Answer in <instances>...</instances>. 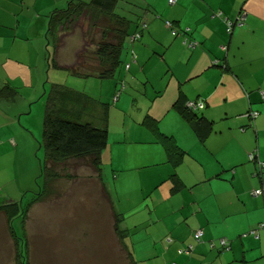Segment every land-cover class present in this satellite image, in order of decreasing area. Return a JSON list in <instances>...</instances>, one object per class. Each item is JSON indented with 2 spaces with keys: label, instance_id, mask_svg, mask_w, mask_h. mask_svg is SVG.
<instances>
[{
  "label": "crops",
  "instance_id": "0c3cea01",
  "mask_svg": "<svg viewBox=\"0 0 264 264\" xmlns=\"http://www.w3.org/2000/svg\"><path fill=\"white\" fill-rule=\"evenodd\" d=\"M64 1L0 0V90L8 86L19 96L9 91L0 97V146L7 145L16 156L17 139L30 128L19 126L20 117H29L47 98L48 72L68 70L81 49L80 34L67 35L57 47L48 32L45 14ZM167 3L151 0L156 17L146 25L160 41L154 49L167 63L164 72L160 69L162 81L152 82L151 98L150 88L143 94L144 111L138 117H126L121 94L110 106L102 181L92 174L89 180L96 188L104 186L114 212L124 217L127 246L139 264H264V229L257 230L264 223V198L251 194L264 188V171L259 175L257 164L249 160L257 150L264 162V0ZM241 10L247 24L229 35L225 21L215 14L235 20ZM165 20L178 22V32L190 30L197 45L174 38ZM171 50L173 55H165ZM180 96L205 103L200 112L211 122L205 142L178 113ZM255 111L256 119L247 117ZM146 118L158 127L168 118L175 120L176 128L162 129L184 152L178 164L170 162ZM114 152L122 157L117 164ZM175 174L183 186L178 192L170 180ZM13 202L5 197L0 205ZM198 231H203L201 241L195 239Z\"/></svg>",
  "mask_w": 264,
  "mask_h": 264
},
{
  "label": "rangeland",
  "instance_id": "374dc122",
  "mask_svg": "<svg viewBox=\"0 0 264 264\" xmlns=\"http://www.w3.org/2000/svg\"><path fill=\"white\" fill-rule=\"evenodd\" d=\"M64 2L56 7H62ZM137 2L145 4L143 0H121L116 13L130 19L137 18L139 11L133 6ZM146 2L150 4L151 0ZM167 4H161L162 8ZM150 16L146 15L145 18ZM159 43L155 33L144 29L141 40L135 42L132 48L140 63H133L136 67H133L132 73H128L125 68L124 62L128 57L131 58L126 45L122 54V64L111 79L100 80L97 77L85 79L64 69H53L46 76L47 90L49 92L53 85L66 87L109 104L111 108L119 102L113 101L115 93L120 90L123 100L121 103L126 107V117L129 116V119L138 117L144 111L143 94L150 88L149 97L153 96L152 82L160 83L162 81L160 69L164 72L167 68L164 56L159 55L157 49H154ZM77 46H80V41ZM49 49L53 51L51 47ZM89 50L91 53L87 54L86 60L96 68L93 51ZM165 55H173V50ZM45 102L46 98L37 103L38 106L33 107V113L29 117H20L19 126L25 128V125H28L30 128H26L29 132H23L25 137L17 139L20 151L17 156L7 145L0 146V187L5 184L7 186L5 188L12 190L11 194L7 195L3 191L5 188L2 190L0 188L2 191L0 203L5 197H10L17 203H22V208H25L36 197L38 198L36 195H39L41 188L44 190L48 181L44 195L30 208L24 222L21 223V220L16 218L12 224L17 236L26 240L27 264H129L126 252L117 241L111 212L107 210L106 205L104 206L106 209L99 207L102 197L97 194L98 189L94 181H88L91 170L80 163L69 161L57 168V173H53L52 179L47 180L46 176L42 175L46 158L43 139L46 107L40 106ZM167 127H177L173 118L159 124V130L163 134L166 132L162 128ZM114 154H116L114 162L117 164L122 157L117 152ZM105 170H109L106 164ZM5 216L4 212L0 211V264H19L20 247L11 234V227L7 229ZM126 239L125 244L128 243Z\"/></svg>",
  "mask_w": 264,
  "mask_h": 264
},
{
  "label": "trees",
  "instance_id": "16d2710c",
  "mask_svg": "<svg viewBox=\"0 0 264 264\" xmlns=\"http://www.w3.org/2000/svg\"><path fill=\"white\" fill-rule=\"evenodd\" d=\"M120 1L121 0H90L89 2H85L83 0H68L64 2L62 7L53 8L45 14L49 24L48 32L53 38L54 43L57 42V47L60 41H63L67 35H76V33H80L81 35L82 45L77 60L75 64L70 66L67 70L70 74L85 79L91 77H97L100 80L111 79L116 69L122 64V54L125 46L128 45L127 52L130 54L133 51L132 45L140 41L144 35V29H146V25L150 22L151 17H156L154 9L146 0H143L145 4L141 2L133 4L139 11L137 18L130 19L126 16L119 15L116 13V9ZM175 5L176 4L172 6ZM244 13L245 12L241 10L235 20L223 17L222 12H217L215 15L225 21L227 26L226 32L232 35L235 28L244 27L247 24V17L243 23H240L241 25L236 23L232 32H228V24L230 22H238V18ZM146 15L151 16L150 18H145ZM167 22L171 24V27L167 26ZM164 23L171 31L174 38L183 39L184 45L190 47L195 44L194 39L191 37L190 30L178 32L176 27L178 22L165 20ZM136 35H139V39L132 41L131 37ZM130 39L131 44L129 43ZM89 49H92L96 59V68L92 66V63L86 60L87 54L91 53ZM130 59L131 61L128 63L126 62L125 66H131L132 63L137 62V59L134 61L132 56ZM96 69H98V71ZM9 91L16 98L19 97L18 93L8 86L0 90V97L2 98L5 96L4 94H9ZM121 93L120 90H117L114 98L118 97L119 99ZM46 99L47 102L45 104L46 108L43 121V139L46 158L44 168L42 169V175L46 176L45 179L48 180L54 175L53 173H57V168L62 166L63 163L74 161L76 164L80 163L91 170L89 176L92 174L97 177L98 180L102 181L103 163L101 156L109 145V104H103L100 100H96L86 94L73 91L66 87L61 88L54 85L49 91ZM187 104L188 102L184 100V97L180 96L177 106L178 113L198 136L199 141L203 143L209 135V124H211V122L203 116L202 112H200L205 109V106L198 112L189 109ZM98 106L103 108L102 112L101 109H98ZM249 113H257L259 115V112L256 111ZM145 124L149 126L153 133L156 134L158 141L168 150L170 162L175 165L178 164L184 152L176 145L175 139L171 136L162 134L156 122L152 123L146 118ZM251 155L253 159L250 160L249 158V160L257 164V173L261 175L262 171H264V162L259 161L257 150L252 152ZM90 180L88 179V181ZM170 180L173 183L174 192L183 189L182 183L178 180L176 174L172 175ZM47 182L48 181L45 183L44 190L41 188L39 195H36L38 198L36 197L31 203L27 204L25 208H22V203L17 202L0 205V211L4 212L6 215L11 227V234L20 247L19 252L21 260L19 264H27L26 240L23 237L24 240H22L17 236V232L12 224L16 218H19L21 223L24 222L30 208L44 195L45 189L48 187ZM97 189V194L102 197V202L99 207L106 209L104 207L106 205L107 210H110L111 216L114 219V232L118 238L117 241H119L122 249L126 252L128 263L139 264L124 242L128 235V231L121 227L124 222V217L114 212L112 203L104 186H102L101 189ZM258 190L264 191V188H257L253 191ZM253 191L251 192L252 195ZM258 197L264 198V195L262 194ZM261 225H264V223L260 224V226ZM260 226L257 230L264 229ZM201 240L202 239L199 241Z\"/></svg>",
  "mask_w": 264,
  "mask_h": 264
},
{
  "label": "built area",
  "instance_id": "2783aa9c",
  "mask_svg": "<svg viewBox=\"0 0 264 264\" xmlns=\"http://www.w3.org/2000/svg\"><path fill=\"white\" fill-rule=\"evenodd\" d=\"M176 2H177V0H169L168 3H169V5L172 6V5L176 4ZM246 17H247V15L244 13V14L241 15V17L238 18V20H237L238 22H233V23L230 22L228 24V32H232V30L234 28V25L236 23H239V24L243 23L244 20L246 19ZM167 26L171 27V24L169 22H167ZM138 39H139V35H136L135 37H133L132 41H135V40H138ZM196 45L197 44L195 43V44L191 45L190 47H195ZM132 57L134 58V61H135L136 60V55L132 53ZM126 68L128 69L129 65H127ZM263 97H264V94H263ZM114 100L117 101L118 97L114 98ZM204 106H205V104L203 102H200V101L199 102H188V104H187V107L189 109L193 110V111H199V110L203 109ZM257 116H258L257 113H251V114L249 113V114H247V117L252 118V119H255ZM249 158L251 160V159H253V156L250 154ZM263 166H264V164H263ZM262 194L264 195V191H262V190L253 191V195L256 196V197H258V196H260ZM260 227L264 228V225H261ZM253 233H255V232H253ZM202 237H203V231H198V232L195 233V239L197 241L202 239ZM221 245L223 247H226L227 246L226 241L225 240H221ZM173 264H175V263H173Z\"/></svg>",
  "mask_w": 264,
  "mask_h": 264
},
{
  "label": "clouds",
  "instance_id": "9594fccd",
  "mask_svg": "<svg viewBox=\"0 0 264 264\" xmlns=\"http://www.w3.org/2000/svg\"><path fill=\"white\" fill-rule=\"evenodd\" d=\"M168 4H169V3H168ZM132 53L134 54V52H133V51L131 52V56H132ZM136 59H137V58H136ZM126 66H127V65H126ZM126 66H125V68H126ZM129 68H130V65H129ZM129 68H128V69L126 68V70H129ZM114 101H115V100H114ZM195 102H196V101H195ZM197 102H199V101H197ZM199 111H200V110H199ZM199 111H198V112H199ZM172 264H173V263H172Z\"/></svg>",
  "mask_w": 264,
  "mask_h": 264
},
{
  "label": "flooded vegetation",
  "instance_id": "af4514ba",
  "mask_svg": "<svg viewBox=\"0 0 264 264\" xmlns=\"http://www.w3.org/2000/svg\"><path fill=\"white\" fill-rule=\"evenodd\" d=\"M133 37H135V36H132L131 39H133Z\"/></svg>",
  "mask_w": 264,
  "mask_h": 264
}]
</instances>
